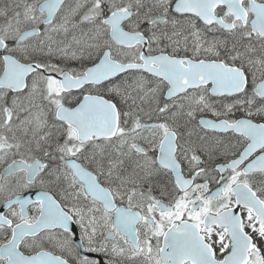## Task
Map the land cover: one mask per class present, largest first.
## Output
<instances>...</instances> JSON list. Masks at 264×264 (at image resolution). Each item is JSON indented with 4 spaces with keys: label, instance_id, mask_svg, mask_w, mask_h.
<instances>
[{
    "label": "snow or ice",
    "instance_id": "6c2138e0",
    "mask_svg": "<svg viewBox=\"0 0 264 264\" xmlns=\"http://www.w3.org/2000/svg\"><path fill=\"white\" fill-rule=\"evenodd\" d=\"M0 264H264V0H0Z\"/></svg>",
    "mask_w": 264,
    "mask_h": 264
}]
</instances>
